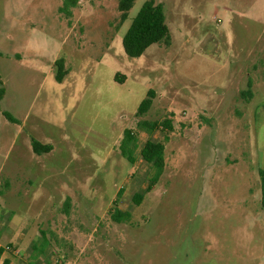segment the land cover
Masks as SVG:
<instances>
[{
    "label": "rangeland",
    "instance_id": "obj_1",
    "mask_svg": "<svg viewBox=\"0 0 264 264\" xmlns=\"http://www.w3.org/2000/svg\"><path fill=\"white\" fill-rule=\"evenodd\" d=\"M148 1L123 23L119 0H81L72 18L63 0H0L2 261L264 264V0H155L171 45L130 58L123 38ZM142 120L174 130L165 172L138 205L153 175L141 150L168 133L141 130ZM125 130L138 138L134 165L122 156ZM32 138L53 151L35 154ZM117 208L131 222H115Z\"/></svg>",
    "mask_w": 264,
    "mask_h": 264
},
{
    "label": "trees",
    "instance_id": "obj_2",
    "mask_svg": "<svg viewBox=\"0 0 264 264\" xmlns=\"http://www.w3.org/2000/svg\"><path fill=\"white\" fill-rule=\"evenodd\" d=\"M81 0H63V6L60 8V12L68 18L73 17V12L79 7ZM137 0H119V11L121 12L122 22H126L129 18V12L133 8ZM172 42V36L170 28L167 24V16L165 7L161 3H157L155 0L148 1L140 10L138 15L133 19L132 24L123 38V47L125 53L130 58H141L146 51L153 45L165 44L170 46ZM56 66V80L62 83L68 75L66 63L64 58H60L55 63ZM120 79V77H117ZM249 89L243 91L244 97H252V84H249ZM6 88L0 87V110L1 102L6 95ZM156 94L153 89L148 93L147 98L141 103L137 115L142 117L146 115L153 107ZM5 118L13 123L18 124L20 121L9 111H4ZM162 127L166 132L165 141L149 140L143 149L141 150L142 159L151 165L153 169V175L150 178V185L142 192H138L134 196L136 204H142L146 194L150 193L155 185L158 184L161 177L165 172V150L166 144L170 140L169 134L173 132L174 127L171 120H165L161 124L158 122H151L148 120H142L138 123V127L148 133H154L159 127ZM32 149L35 154L41 156L49 154L53 151L52 144H44L36 138H32ZM122 156L128 160L132 165L136 163L135 153L138 149V138L134 131L125 130L123 139L121 141ZM259 177L261 181L262 192V207L264 209V170H259ZM121 192L119 193V196ZM67 207H70V199H68ZM112 219L117 223H129L132 220V213L130 211H123L119 208L113 209L111 212ZM48 246V242L43 243L41 252ZM3 249L0 250V257L3 255ZM4 264H11L10 259H6Z\"/></svg>",
    "mask_w": 264,
    "mask_h": 264
},
{
    "label": "built area",
    "instance_id": "obj_3",
    "mask_svg": "<svg viewBox=\"0 0 264 264\" xmlns=\"http://www.w3.org/2000/svg\"><path fill=\"white\" fill-rule=\"evenodd\" d=\"M0 264H4V261L1 260V257H0Z\"/></svg>",
    "mask_w": 264,
    "mask_h": 264
}]
</instances>
